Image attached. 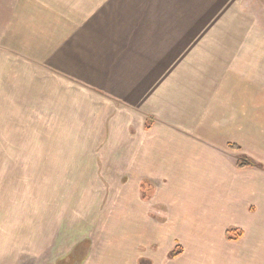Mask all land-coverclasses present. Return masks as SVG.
Returning <instances> with one entry per match:
<instances>
[{
  "label": "crops",
  "instance_id": "obj_1",
  "mask_svg": "<svg viewBox=\"0 0 264 264\" xmlns=\"http://www.w3.org/2000/svg\"><path fill=\"white\" fill-rule=\"evenodd\" d=\"M46 1L40 9L34 0H15L9 15L1 13L0 93L7 92L2 76L13 74L15 94L26 95L16 99L65 103L74 80L87 95L106 100L103 95H112L133 117L139 110L132 103L137 93L147 95L140 86L152 76L153 57L162 61L167 49L175 52L179 69L187 70L180 71L185 78L176 80L175 97H167L164 89L151 93L164 94L167 102L146 112L148 134L129 153V180H139L140 203L150 204L160 194L182 219L191 213L197 260L264 264V24L246 8L247 0H218V8L216 0H200L207 11L175 13L174 21L163 20L154 35L146 28L148 14L135 12L136 0ZM121 4L127 11L115 8ZM0 5L7 7V1ZM212 6L221 12H212ZM47 77L53 89L42 87ZM150 117L154 122L148 130ZM239 156L262 169H240ZM159 180L168 184L158 185ZM143 181L154 188L149 201L141 198ZM182 185L188 194L181 193ZM231 230L242 237L228 241ZM175 244L182 246V256L183 245Z\"/></svg>",
  "mask_w": 264,
  "mask_h": 264
},
{
  "label": "rangeland",
  "instance_id": "obj_2",
  "mask_svg": "<svg viewBox=\"0 0 264 264\" xmlns=\"http://www.w3.org/2000/svg\"><path fill=\"white\" fill-rule=\"evenodd\" d=\"M5 1L7 7L0 5V15H9L15 7L11 4L15 0ZM199 1L149 0L142 4L136 0L135 12L148 14L146 28L154 35L163 20L167 24L174 21L175 13L206 10ZM46 2L34 0L40 9ZM245 6L264 24V0H247ZM119 7L121 12L127 11V4L115 8ZM210 10L221 12L214 6ZM156 39L153 36L152 40ZM165 54L162 61L153 57L152 76L148 84L140 86L147 95L137 93L132 103L139 110L133 117L112 95H103L108 100L87 95L74 80L70 91L66 90L69 100L65 103L18 100L26 95L15 94L17 79L13 74L2 76L7 92L0 93V264L214 263L212 259L197 260L193 253L191 213L185 212L182 219L176 206H166L167 197L162 202L160 194L150 204L140 203L139 180H129V153L148 134L143 126L146 112H156L167 97H175L176 80L185 78L180 71L187 70L179 69L176 53L167 49V57ZM145 71L142 69V75ZM46 80L42 87L53 89L52 79ZM162 89L166 98L164 94L161 98L151 95ZM31 108L36 111L32 113ZM23 110L28 117L21 114ZM157 184L166 186L168 182L159 180ZM184 187L180 189L186 195ZM176 241L183 245L184 254L170 259ZM231 262L227 259L221 264Z\"/></svg>",
  "mask_w": 264,
  "mask_h": 264
},
{
  "label": "trees",
  "instance_id": "obj_3",
  "mask_svg": "<svg viewBox=\"0 0 264 264\" xmlns=\"http://www.w3.org/2000/svg\"><path fill=\"white\" fill-rule=\"evenodd\" d=\"M154 119L152 117L148 118L146 128L149 130L153 125ZM231 148L239 150L236 146H231ZM237 166L240 169L244 168H259L262 169V166L251 160L246 156H239ZM141 198L145 201H149L154 195V188L148 181H143L141 183ZM242 232L239 230H231L226 234L228 241H237L242 237ZM183 253V249L181 245H177L173 251L169 254L170 259H176ZM143 261V260H141ZM141 264V263H140Z\"/></svg>",
  "mask_w": 264,
  "mask_h": 264
}]
</instances>
